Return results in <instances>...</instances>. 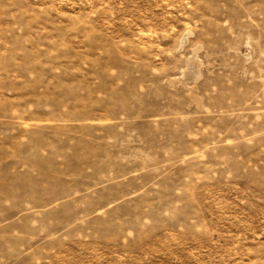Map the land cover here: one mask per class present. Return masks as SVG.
<instances>
[{
	"label": "rangeland",
	"instance_id": "obj_1",
	"mask_svg": "<svg viewBox=\"0 0 264 264\" xmlns=\"http://www.w3.org/2000/svg\"><path fill=\"white\" fill-rule=\"evenodd\" d=\"M0 264H264V0H0Z\"/></svg>",
	"mask_w": 264,
	"mask_h": 264
}]
</instances>
